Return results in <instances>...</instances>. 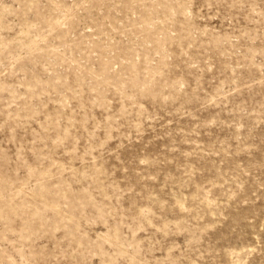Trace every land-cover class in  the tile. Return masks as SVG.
<instances>
[{"label":"rangeland","instance_id":"obj_1","mask_svg":"<svg viewBox=\"0 0 264 264\" xmlns=\"http://www.w3.org/2000/svg\"><path fill=\"white\" fill-rule=\"evenodd\" d=\"M0 264H264V0H0Z\"/></svg>","mask_w":264,"mask_h":264}]
</instances>
